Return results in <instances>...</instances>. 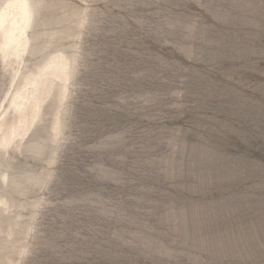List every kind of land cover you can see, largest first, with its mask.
I'll return each mask as SVG.
<instances>
[{"label": "rangeland", "instance_id": "rangeland-1", "mask_svg": "<svg viewBox=\"0 0 264 264\" xmlns=\"http://www.w3.org/2000/svg\"><path fill=\"white\" fill-rule=\"evenodd\" d=\"M27 1L0 117L57 54L67 98L0 146V264H264V0Z\"/></svg>", "mask_w": 264, "mask_h": 264}, {"label": "bare ground", "instance_id": "bare-ground-1", "mask_svg": "<svg viewBox=\"0 0 264 264\" xmlns=\"http://www.w3.org/2000/svg\"><path fill=\"white\" fill-rule=\"evenodd\" d=\"M32 15V6L27 0H5L0 4L1 53L15 57L21 55L26 44L27 29L32 21ZM51 19H54V17H51ZM55 21L60 22L61 19L56 18ZM73 31L74 27L70 28L69 32ZM63 32L68 34L67 30ZM70 34L72 35V33ZM68 66V58L64 55L57 54L47 58L36 71L28 73L22 78V84L19 89L15 91L13 96L11 95L12 98L9 97L12 108V111L10 110L11 116L9 118L7 117L9 115L8 112L5 113L8 115H2L0 117V146L8 147L14 140L18 139L20 142L24 138L38 117L42 103L51 92L53 84L59 80L61 85L59 84L58 104L53 117L54 123L52 122L53 134L50 137L52 144L49 147H43L41 142L34 140L28 146V151L37 156L43 154L42 152L48 149L53 152V143L59 140L61 131L58 110L63 107L64 101L67 98L65 85L68 77ZM37 175L24 174L23 178L25 180L32 178L39 182L40 179H37Z\"/></svg>", "mask_w": 264, "mask_h": 264}]
</instances>
